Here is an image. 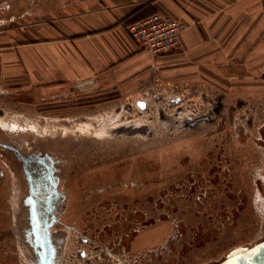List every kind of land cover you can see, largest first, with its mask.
I'll list each match as a JSON object with an SVG mask.
<instances>
[{
    "label": "rangeland",
    "instance_id": "374dc122",
    "mask_svg": "<svg viewBox=\"0 0 264 264\" xmlns=\"http://www.w3.org/2000/svg\"><path fill=\"white\" fill-rule=\"evenodd\" d=\"M75 1L0 0V32L48 24ZM240 76L230 88L154 76L120 97L0 92V264L41 256L10 146L53 171L52 264H210L263 239L264 68Z\"/></svg>",
    "mask_w": 264,
    "mask_h": 264
},
{
    "label": "crops",
    "instance_id": "0c3cea01",
    "mask_svg": "<svg viewBox=\"0 0 264 264\" xmlns=\"http://www.w3.org/2000/svg\"><path fill=\"white\" fill-rule=\"evenodd\" d=\"M60 9L48 24L0 32V92L38 102L120 97L154 76L230 88L264 68V0H80ZM154 13L186 25L176 51L153 56L128 37V24Z\"/></svg>",
    "mask_w": 264,
    "mask_h": 264
},
{
    "label": "flooded vegetation",
    "instance_id": "af4514ba",
    "mask_svg": "<svg viewBox=\"0 0 264 264\" xmlns=\"http://www.w3.org/2000/svg\"><path fill=\"white\" fill-rule=\"evenodd\" d=\"M1 146V145H0ZM7 147V146H6ZM12 152L17 156L21 165L29 175L32 186V193L28 191L26 200L32 199L37 214L38 225L37 230L40 232L41 238L45 239L49 227L57 218L58 209L61 204V195L57 189V183L53 176V171L48 162L43 158L36 156H23L13 148ZM264 246V238L250 246L236 247L228 252L225 257L219 261H212L210 264H256L253 262V256L258 252L260 247ZM41 258H38L39 264ZM50 261L52 259L50 258Z\"/></svg>",
    "mask_w": 264,
    "mask_h": 264
},
{
    "label": "built area",
    "instance_id": "2783aa9c",
    "mask_svg": "<svg viewBox=\"0 0 264 264\" xmlns=\"http://www.w3.org/2000/svg\"><path fill=\"white\" fill-rule=\"evenodd\" d=\"M185 28L182 21L170 15L154 13L128 24L125 31L138 48L153 56H160L178 49Z\"/></svg>",
    "mask_w": 264,
    "mask_h": 264
},
{
    "label": "water",
    "instance_id": "95a60500",
    "mask_svg": "<svg viewBox=\"0 0 264 264\" xmlns=\"http://www.w3.org/2000/svg\"><path fill=\"white\" fill-rule=\"evenodd\" d=\"M28 180H29V185L30 189L29 192L32 193V186L31 182L29 179V175L26 172ZM27 204L29 205V211H30V224H31V243L34 246H38L41 248V256H43V259L41 258L39 264H52V261H50V258L53 255V250L51 249V246L49 245V239L48 236L45 237V239L41 238L40 232L37 230V225H38V219H37V214L35 211L34 207V202L32 199L27 200ZM46 234H47V228H46ZM40 256V257H41ZM253 262L256 264H264V246L260 247L258 249V252L253 256Z\"/></svg>",
    "mask_w": 264,
    "mask_h": 264
},
{
    "label": "bare ground",
    "instance_id": "6f19581e",
    "mask_svg": "<svg viewBox=\"0 0 264 264\" xmlns=\"http://www.w3.org/2000/svg\"><path fill=\"white\" fill-rule=\"evenodd\" d=\"M81 126V125H80ZM90 126L88 125V124H85V125H83L82 127H80V128H78V130L79 131H82V130H86V129H88ZM114 127V126H113ZM12 128V127H11ZM104 128V127H103ZM99 129V130H95L94 132H93V136H95V137H98V138H101V137H105V136H107V130H106V128L105 129ZM11 130V129H10ZM77 130V131H78Z\"/></svg>",
    "mask_w": 264,
    "mask_h": 264
}]
</instances>
